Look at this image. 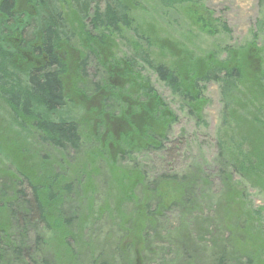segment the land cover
Segmentation results:
<instances>
[{
  "label": "trees",
  "instance_id": "obj_1",
  "mask_svg": "<svg viewBox=\"0 0 264 264\" xmlns=\"http://www.w3.org/2000/svg\"><path fill=\"white\" fill-rule=\"evenodd\" d=\"M156 2L167 11L184 7L185 16L201 33L209 36L230 33L226 24H218L213 14L196 2ZM60 3L69 6L76 15L79 34L74 35L70 28L69 24L74 22L62 17ZM127 9V5H121L118 0H0L2 125L26 143L36 137L54 153L69 151L74 154H78L84 145L79 132V127L83 126L90 138L98 139L96 151L85 143V150H89L87 156L94 162L107 161L110 169L115 171L119 166L116 159L132 166L125 170L124 176L119 175L122 181L117 186L121 194L119 198L128 200V195L140 189L145 205L156 201L153 211L140 205L134 212L130 222L136 221L137 226L132 244L126 241L130 232L125 234L123 229L127 228L119 230L120 239L114 247L119 261H123L122 251L131 248L133 251L135 247H142L149 252L152 242L148 241L147 230L166 209L161 192L151 193L153 196L150 197L146 195L145 173L135 167L130 155L162 149L170 125L176 122V116L138 70L139 55L123 58L113 55V37L120 34L121 26L128 28L130 25ZM24 30L29 34L26 35ZM70 40L75 41L77 50H71ZM222 51L227 55L224 60H218L217 54H212L213 60L207 69L195 75L187 71L185 76L181 75L182 69L177 73L163 64H155L143 49H140V59L172 95L182 99L188 108L191 106L192 113L194 108L196 113L199 112L196 105L201 102L200 92L203 91L199 84L217 85L223 108L222 119L226 122V112L232 110L240 99L239 88L245 82H251L264 96V61L261 50L252 43L244 49L230 51L226 47ZM71 52L79 53L78 59L71 56ZM89 58L94 62L97 80L91 79L86 72ZM5 156L0 153V161L7 164L4 171L0 170V264H55L53 246L58 236L65 241L72 227L76 231H88L91 219L78 220L79 228L77 223L71 226L72 221L68 222L69 225H62L55 214L59 208L55 199H59L62 192L66 198L70 196L73 193L71 188H54L57 181L53 178L47 184L49 188L43 189L35 182L34 173L26 170L19 161L15 165L10 163ZM238 159L228 156L225 162L221 161L220 177L225 181V187L212 220L213 233L203 228L201 202L195 201L194 188L189 187L193 177L170 178L171 182L176 180L177 183H170L174 189L168 199L169 205L185 216L177 236L168 237L178 250L175 264H202L203 254L206 255L205 264H259L246 252L249 249L252 252L260 244L255 233L260 234L262 213L248 202L247 193L239 194L233 187L234 163ZM254 163L256 159L241 160L235 171H239L238 175L242 177L257 174ZM111 176L113 183L117 184L118 178ZM162 183L158 180L151 186L155 188L156 184ZM140 203L135 201L136 207ZM196 208L197 214H191ZM50 215L55 216L54 219ZM206 232L211 236L208 251L203 242ZM30 233H35L32 247H28ZM153 234L157 237V233ZM121 242L128 245L123 248ZM73 244L78 245V242ZM98 245L105 250L108 246ZM89 246L87 244L84 248ZM73 253L77 256L76 248ZM113 254L104 253L105 261L102 252L95 253L90 264H112ZM81 263L73 261V264Z\"/></svg>",
  "mask_w": 264,
  "mask_h": 264
},
{
  "label": "rangeland",
  "instance_id": "obj_2",
  "mask_svg": "<svg viewBox=\"0 0 264 264\" xmlns=\"http://www.w3.org/2000/svg\"><path fill=\"white\" fill-rule=\"evenodd\" d=\"M191 1L210 11L218 20V24H226L230 31L229 35L220 32L216 36H209L197 31V28L185 16L184 7H176L167 11L161 8L156 0H118L121 5L125 3L128 7L130 25L128 28L121 26L120 34L113 37L115 41L113 55L123 58L138 54V70L149 80L157 95L176 116L175 124L170 125L166 133L162 149L146 150L130 155L135 167L137 166L142 174L145 173L146 195L150 197L153 196L151 193L161 192L166 202L164 204L166 209L161 211L157 221L147 230L148 241L152 242L147 250L149 252L142 250V247H135V251H131V248L125 252L122 251L123 261H119L118 252L114 249L123 227L127 228L123 229L125 234L130 232L126 241L132 244V235L137 222L131 223L130 221L136 209L145 205V202H142L143 191L141 190L140 193V189H135L132 194L128 195L130 196L128 200L123 201L119 198L121 194L117 186L122 183L121 176L124 172L127 173L126 169L132 167L127 161L116 159L115 163L119 165L116 171L110 169L107 161L94 162L93 158L87 156L89 150H85V143L90 146L91 150L96 151L99 145L98 139L90 138L83 126L79 127V132L81 143L84 145L78 154L69 151L54 153L44 147L41 142L39 143L36 137L30 139L28 143L20 140L16 134L2 125L3 118L0 116V153L5 154V158L14 165L17 161L19 164L22 163L26 170L35 174V182L42 185V188H49L47 184L55 178L57 182L54 183V188L65 186L73 191L67 198L62 192L59 199H55L56 204L59 205L55 214L61 219L62 225H69L72 221L71 226H73L78 220L91 219L88 231H76V228L72 227L68 230V238L65 241L63 237L58 236V241L56 240L53 246L56 258L53 263L73 264V261H79L83 264H90L89 260L93 254L100 252L103 253L105 261L104 253L110 252L111 255L113 252L112 264L177 263L178 250L170 239L168 240V237L177 236V231L184 224L185 216L180 213L179 209L169 205L168 199L173 195L174 189V185L170 183H177L176 180L171 182L170 178L174 176L176 178L193 177L189 187L194 188L195 201L201 202L203 228L206 227V231L212 232L216 205L222 200L225 187V181L220 177L221 161L225 162V159L230 156L239 158L234 163L235 170L241 160L256 159L254 168L258 170L257 174L242 177L238 175L239 171L237 173L234 170L232 182L235 190L239 194L247 193L248 202L254 208L260 209L262 213L260 217L262 221L259 225L260 234L255 233L260 244L252 252L249 249L246 253L256 259L259 264H264L263 94L259 93L260 90L251 82H245L242 88H239L240 99L234 104L232 110L226 112L225 122L222 119L223 108L217 85L199 84L203 88L200 92L201 102L196 105L199 112L196 113L197 109L194 108L195 112L192 113L189 110L191 106L188 108L182 99L172 95L140 59V49H143L155 64H163L177 73L182 69L181 75L184 74V76L187 71L195 75L211 65L212 54H217L218 60H224L227 55L222 51L223 48L228 47L230 51H235L239 48L244 49L252 43L261 50L264 61V0ZM59 5L62 17L74 22V24H69L74 35L79 34V24L76 22L78 19L72 9L65 4L60 3ZM70 41L71 50H77L75 41ZM73 55L75 59H78L79 53L71 52V56ZM91 60L89 58L86 63V72L91 79H94L96 74L94 62ZM76 114L81 113L76 111ZM6 165L0 161V170L4 171L7 168ZM244 167H246L245 162ZM112 172L114 174H111ZM111 175H114V179L118 178L117 184L113 183ZM158 180L163 183L156 184L153 188L151 184L158 183ZM150 189H152L151 192ZM223 199L225 201V195ZM135 201L141 202L139 206L136 207ZM155 202L152 201L149 205H145L144 209L148 208L153 211ZM197 212L198 208L191 210V214L196 215ZM50 217L54 219L55 216L50 215ZM79 226L80 223H77V228ZM192 228L194 229V226ZM153 233H157V237ZM205 234L203 242L208 251L211 236L207 232ZM34 236L35 233L28 235V247L33 246ZM75 241L78 245L73 244ZM101 243L108 245L106 250L98 247ZM87 244L90 246L86 249L84 246ZM121 244L123 248L128 245L123 242ZM75 248L77 256L73 253ZM91 251L93 254L90 255ZM205 260L206 255L203 254L202 264Z\"/></svg>",
  "mask_w": 264,
  "mask_h": 264
}]
</instances>
